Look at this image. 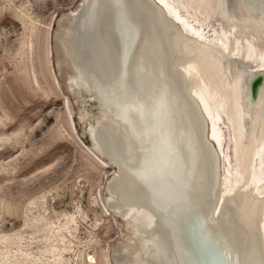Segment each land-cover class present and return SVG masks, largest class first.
<instances>
[{"label": "bare ground", "instance_id": "bare-ground-1", "mask_svg": "<svg viewBox=\"0 0 264 264\" xmlns=\"http://www.w3.org/2000/svg\"><path fill=\"white\" fill-rule=\"evenodd\" d=\"M55 23L56 69L95 109L87 150L112 168L111 262L264 264V0H80Z\"/></svg>", "mask_w": 264, "mask_h": 264}, {"label": "rangeland", "instance_id": "rangeland-1", "mask_svg": "<svg viewBox=\"0 0 264 264\" xmlns=\"http://www.w3.org/2000/svg\"><path fill=\"white\" fill-rule=\"evenodd\" d=\"M79 1L0 0V264H113L124 233L103 204L112 168L87 150L85 110L95 109L67 89L52 49L57 18ZM180 12L206 35L218 29ZM217 115L232 175L230 129Z\"/></svg>", "mask_w": 264, "mask_h": 264}]
</instances>
